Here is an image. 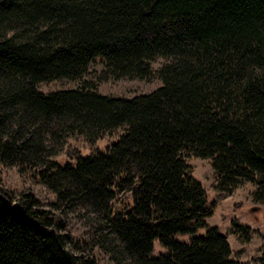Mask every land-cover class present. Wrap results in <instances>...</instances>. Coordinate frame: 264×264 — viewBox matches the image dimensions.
Wrapping results in <instances>:
<instances>
[{"label":"trees","instance_id":"16d2710c","mask_svg":"<svg viewBox=\"0 0 264 264\" xmlns=\"http://www.w3.org/2000/svg\"><path fill=\"white\" fill-rule=\"evenodd\" d=\"M97 58L115 80L161 86L132 98L88 82L39 91L82 81ZM118 130L104 153L74 165L43 157L45 136L94 142ZM189 156L210 161L221 196L250 184L264 205V0H0L1 165L37 166L58 204L97 217L99 240L123 264H249L231 259L227 237L206 224L215 203ZM121 195L131 204L117 210ZM198 230L188 244L174 239ZM250 233L233 223L243 243ZM155 241L165 250L157 257ZM71 242L32 194L0 190V264H95Z\"/></svg>","mask_w":264,"mask_h":264},{"label":"rangeland","instance_id":"374dc122","mask_svg":"<svg viewBox=\"0 0 264 264\" xmlns=\"http://www.w3.org/2000/svg\"><path fill=\"white\" fill-rule=\"evenodd\" d=\"M165 61L158 58L153 64L154 70L164 65ZM88 82L96 90L106 96L132 98L139 95L150 94L161 86L158 79L149 82L140 80L121 79L115 80L107 75V69L101 58L90 64L88 73L82 81H54L41 84L39 91L50 93L59 90L73 89ZM121 131L105 135L94 142L85 136H67L63 142H53L44 137L46 152L43 157H48L55 163L63 166L74 165L77 157H92L96 153H104L107 147L118 140ZM186 163L190 167L191 176L201 184L206 192L207 203H215L213 214L206 220L209 227H216L227 237L231 248V259L255 264L254 260L264 254V205L252 201L251 194L254 187L245 184L236 189L232 195L223 197L216 191V176L209 160L189 156ZM38 167L27 165L25 168L4 166L0 164V190L7 192L13 199L22 194H32L42 207L59 216L66 223V230L71 238L73 251L85 258L92 259L95 264H123L121 258L111 252L112 247L104 244L100 234L96 232L97 217L86 211L69 210L56 201V196L37 178ZM131 198L121 195L114 206L117 210L130 207ZM233 223L250 228L251 238L248 243H243L232 234ZM205 230H198L193 236H176L174 239L180 243L188 244L192 237L204 236ZM153 256L165 253L158 243L154 242Z\"/></svg>","mask_w":264,"mask_h":264}]
</instances>
